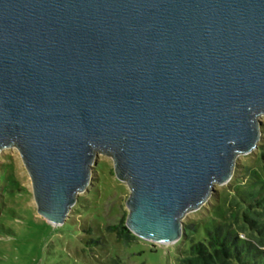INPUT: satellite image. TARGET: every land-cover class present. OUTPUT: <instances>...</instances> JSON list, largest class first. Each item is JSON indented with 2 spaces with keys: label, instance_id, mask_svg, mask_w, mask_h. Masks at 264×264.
I'll list each match as a JSON object with an SVG mask.
<instances>
[{
  "label": "water",
  "instance_id": "1",
  "mask_svg": "<svg viewBox=\"0 0 264 264\" xmlns=\"http://www.w3.org/2000/svg\"><path fill=\"white\" fill-rule=\"evenodd\" d=\"M263 114L264 0H0V150L52 224L102 153L131 190L126 226L180 239Z\"/></svg>",
  "mask_w": 264,
  "mask_h": 264
},
{
  "label": "rangeland",
  "instance_id": "2",
  "mask_svg": "<svg viewBox=\"0 0 264 264\" xmlns=\"http://www.w3.org/2000/svg\"><path fill=\"white\" fill-rule=\"evenodd\" d=\"M260 119L264 136V114ZM214 187L201 207L185 214V225L193 223L200 231L221 222L232 228L241 223L232 200L237 189L264 193L261 149L238 155L231 179ZM130 192L127 182L117 178L112 157L98 153L87 188L77 195L66 221L55 225L37 211L31 177L18 148L1 149L0 264H177L178 252L188 246L189 238L156 243L137 235L129 242L119 237L116 227L127 219Z\"/></svg>",
  "mask_w": 264,
  "mask_h": 264
},
{
  "label": "trees",
  "instance_id": "3",
  "mask_svg": "<svg viewBox=\"0 0 264 264\" xmlns=\"http://www.w3.org/2000/svg\"><path fill=\"white\" fill-rule=\"evenodd\" d=\"M262 141L257 147L264 160ZM236 193L232 205L235 218L242 216V222L233 228L231 223L221 222L200 231L193 223L184 224L183 236L189 238V244L178 252L177 264H264V193L257 188L237 189ZM116 228L126 242L137 238L124 219Z\"/></svg>",
  "mask_w": 264,
  "mask_h": 264
}]
</instances>
